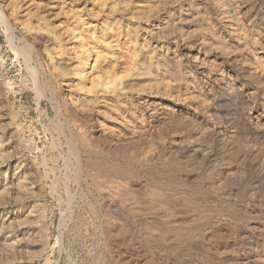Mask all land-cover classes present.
Listing matches in <instances>:
<instances>
[{
  "label": "rangeland",
  "instance_id": "1",
  "mask_svg": "<svg viewBox=\"0 0 264 264\" xmlns=\"http://www.w3.org/2000/svg\"><path fill=\"white\" fill-rule=\"evenodd\" d=\"M0 264H264V0H0Z\"/></svg>",
  "mask_w": 264,
  "mask_h": 264
}]
</instances>
